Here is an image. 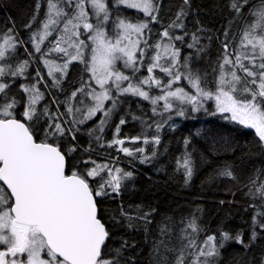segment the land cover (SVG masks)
Listing matches in <instances>:
<instances>
[{"label": "snow or ice", "instance_id": "snow-or-ice-1", "mask_svg": "<svg viewBox=\"0 0 264 264\" xmlns=\"http://www.w3.org/2000/svg\"><path fill=\"white\" fill-rule=\"evenodd\" d=\"M246 3L247 0H232L231 7L240 13ZM120 6L143 13L149 19H135L134 22L117 14L110 35L113 9L108 0H47L45 19L30 35V42L35 52L41 53V61L54 86L62 83L74 61L83 63L89 74L66 101V111L72 116L70 123L82 125L99 113L103 118L98 127L103 131L121 95L149 101L152 112L161 116L173 111L178 116H185L189 107L192 112H207L205 105L213 101L214 111L210 114L254 129L264 143V6L253 10L255 19L243 31L234 55L229 51V43H223L219 71L211 87L206 76L194 71L188 60L181 62L180 49L173 41L183 37L173 36L170 29L183 28L182 22H173L160 33L157 42L149 44L150 24L156 22L159 11L156 0H114V7ZM39 8L38 3L37 14ZM183 15L181 11L177 20ZM35 20L36 16H33L26 27L31 28ZM54 33L55 39L49 41V47L42 52V45ZM224 35L227 41V32ZM191 39L189 48L199 43L195 33ZM0 40V60L9 50L14 52L20 43L12 29L0 36ZM149 49L153 54L147 57L148 75L137 79L135 73L145 67ZM53 54L63 62L47 58ZM118 65L131 70L132 75L125 74ZM29 66V60H24L11 70L10 75L24 76ZM157 70L167 77V82L156 75ZM57 73L60 79H57ZM6 74V68L0 67V78ZM37 76L43 80L39 71ZM182 79L187 82V88L180 85ZM38 83L22 86L28 96L18 119L15 109L19 101L6 92L10 85L0 82V264H120V249L114 250L116 257L108 256L110 232L101 216L98 198L108 196L110 192L119 194L122 182L133 173L90 160L81 161V165L91 163L90 168L70 163L69 155L76 152L77 146L72 144L65 151L60 142L68 136L75 141L78 129L68 127L69 121H61L63 114L51 112L47 105L37 115V105L44 98ZM152 88L158 89L159 94L151 95ZM78 93L81 95L78 103L83 108L74 109L72 101ZM84 98H89L91 104L85 105ZM108 101L111 106L106 108ZM161 102L162 108L158 111L156 106ZM41 119L47 121L43 128L38 127ZM125 123L124 119L119 120L120 125ZM161 127V123L155 124L157 132ZM115 131L118 136L120 128L117 126ZM141 140L143 144H160L158 135L151 141L147 137L130 138L131 143ZM125 143V139L115 138L108 146H118V150L127 156L142 154L141 163L150 161L151 156L143 155L145 148L131 149L125 147ZM179 167L183 168L187 183L193 174L190 154L182 157ZM105 171L107 178L101 176ZM220 174L232 175L227 168ZM98 176L100 181L91 184L90 178L95 180ZM187 228L193 233L199 230L195 219L189 221ZM221 237L219 247L229 240L244 243L241 235L233 237L222 232ZM186 238L188 243L176 256L175 264H185L187 249H197L189 253L193 256L190 264H209L208 258L218 255L216 236H208L202 246L197 245L194 237ZM251 239H256L255 231Z\"/></svg>", "mask_w": 264, "mask_h": 264}, {"label": "trees", "instance_id": "trees-1", "mask_svg": "<svg viewBox=\"0 0 264 264\" xmlns=\"http://www.w3.org/2000/svg\"><path fill=\"white\" fill-rule=\"evenodd\" d=\"M156 2L159 11L156 22L150 24L149 44L157 42L160 33L173 22H182L183 28L170 29L173 36L183 37L173 41L180 49L181 62L188 60L194 71L206 76L210 87L219 71L223 43H229V51L234 55L243 31L255 19L253 10L264 6V0H247L240 13H236L231 7L232 0ZM108 4L113 9L112 24L117 14L134 22L135 19H149L136 10L115 8L114 0H108ZM46 10L47 0H0V36L12 29L20 41L11 61L6 63L8 74L0 78V82L10 85L6 92L19 101L15 109L18 119L27 103L22 84L30 86L36 81L32 78L35 67L30 57L38 60L40 55L35 52L29 38L33 31L40 28ZM181 11L184 15L177 20ZM33 16H36L35 22L31 28L26 27ZM225 32L228 34L227 41ZM193 33L199 37V43L189 48L187 45L192 43ZM55 35L42 45V50L49 47V41L55 39ZM152 54L153 50L149 49L145 67L135 74L137 79L148 75L147 57ZM25 59L29 60L30 66L24 76L10 75L7 69H15ZM156 75L167 82V77L159 70ZM85 77L87 73L83 63L71 65L60 84L62 98L41 83L50 111L59 112V108L62 114H66L68 97L81 86ZM180 85L187 88L183 79ZM150 94H159V90L152 88ZM108 106H111L110 101ZM117 107L119 113L115 123L105 134H98L99 140L88 126L77 128L69 122L68 127L78 129L76 139L73 141L68 136L60 142L65 151L72 144L77 146L76 152L69 155L70 163L90 168L93 166L91 163L81 165V161L90 160L133 173L131 178L122 182L119 194L110 192L108 196L98 198L101 216L105 218L110 232L107 241L109 258L116 257L114 250L120 249V264H175L176 256L188 243L186 237H194L197 245L202 246L208 236L214 235L217 237L218 255L208 258L209 264H264V227H261L264 225V143L255 131L218 114H210L214 111L210 101L205 105L207 112H192L189 107L186 115L180 117L175 111L163 116L154 114L149 101L132 95L119 96ZM156 107L158 111L162 108L160 105ZM37 115H40L39 108ZM120 119L126 123L120 125ZM46 122L41 119L38 127L43 128ZM156 123L162 124L159 132L156 131ZM95 125L96 122H93L91 127ZM117 126L120 128L118 136L115 131ZM114 134L115 138L126 140L125 147L145 148L143 155L151 156L150 161L141 163L142 154L127 156L118 150V146L109 147L115 139ZM156 135L160 137L159 145L143 144L142 140L130 142V138L137 136L151 141ZM153 152L155 156H152ZM186 153L191 155L193 168L192 178L187 183L184 170L179 167ZM225 168L231 171V176L220 174ZM101 176L107 178V172L101 173ZM100 179L99 176L95 180L90 178V183L96 184ZM192 219L197 222V233L187 228ZM253 231L256 233L254 241L251 239ZM222 232H228L233 237L241 235L244 243L229 240L219 247ZM196 250L187 249L185 264H190L193 256L189 253Z\"/></svg>", "mask_w": 264, "mask_h": 264}, {"label": "rangeland", "instance_id": "rangeland-1", "mask_svg": "<svg viewBox=\"0 0 264 264\" xmlns=\"http://www.w3.org/2000/svg\"><path fill=\"white\" fill-rule=\"evenodd\" d=\"M120 7H123V6H120ZM89 12H90V15H91V9H90V7H89ZM93 19H94V18H93ZM109 27H110L109 34L111 35V27H114V24H112V19L109 21ZM50 38H51V37H49L48 40H49ZM47 42H48V41H45L44 44H46ZM0 43H2V40L0 41ZM47 48H48V47H47ZM47 48H46V49H47ZM46 49L42 50V52L45 51ZM13 53H14V52L11 51V50H9V51L6 53L5 58L2 59V60H0V67H5V66H6V63H9V62L11 61L12 57L14 56ZM61 55H62V54H61ZM137 55H138V54H137ZM30 58H31V61L33 62V65H34V67H35V71H34L33 74H32V78H36V81L34 82V84H37V81H39V83H38L39 90L44 94V98H43V100H41L40 103L37 105V108H39V109L41 110L43 106L47 105V106L49 107V109H50V105H49V103L47 102V96H46V93H45L44 90L42 89V87H41V83L44 85V87H45L48 91L51 90V89L55 90V92H56V94L58 95L59 98H62V95H61V92H62V90H61V86L59 85V86L57 87V86H54V85H53V82H52L51 78L47 75V70H46V68L44 67V65H43V63H42V61H41V53H40V55H39V59H38V60H36L34 57H30ZM47 58H49V59H53V60H55L57 63H62V62H63V61L59 58V56H58L57 54H53L52 56L47 57ZM25 60H26V59H25ZM75 63H78V62H77V61L72 62V63L69 65L68 70H69L70 66L73 65V64H75ZM41 67L43 68V70L41 69ZM118 67H121V70L124 71L125 74L132 75L131 70H129V69H123L121 65H118ZM7 70L11 72V70H14V69H13V68H8ZM68 70H67V72H68ZM37 71H39V72H40V75L43 76V80H42V81L40 80V77L37 76ZM135 74H136V73H135ZM88 75H89V74L87 73V77H85L86 80L88 79ZM56 76H57V79H60V74H59V73H57ZM66 76H67V75H66ZM66 76H65V77H66ZM65 77H64V78H65ZM64 78H63V79H64ZM138 78H140V77H138ZM86 80H85V81H86ZM24 85H28V83H27V84H22V86H24ZM28 86H29V85H28ZM30 86H31V85H30ZM21 89H22V92L24 93L25 97L27 98L28 94L25 93V92L23 91V87H21ZM49 94H51V92H49ZM155 95H157V94H155ZM121 96H125V95H121ZM80 99H81V95L78 93V95H77V97H76V100L72 101V106H73L74 109L77 108V107L83 108V105H81V104L78 103V101H79ZM108 102H109V101H108ZM108 102L105 103V107H106V108H107V104H108ZM210 102H212L213 105H214V102H213V101H210ZM84 104H85V105H87V104H91L90 99H89V98H84ZM162 104H163V102H161L160 107H162ZM67 106H68V105H67ZM67 106H66L65 108H67ZM108 107H110V106H108ZM58 111H59V113H61V111L59 110V108H58ZM118 113H119V112H118V107H116V109L113 111V113H112V115H111V118L108 120L107 124L103 127V131H100V130H99V127H98V125H99V120L103 118L102 115L99 114V113H98L97 116L94 117L92 120L86 121V122H85L84 124H82V125H80V124H75V125L73 124V125H74L75 127H77V128H82V127H84V126H88L89 129L92 131L93 136L97 137V136H99L98 134H100V133L105 134L106 131L109 129V127L112 126L113 123H115V119H116V116L118 115ZM165 113H168V112H165ZM165 113H164V114H165ZM74 114H75V112H74ZM77 115H78V114H77ZM177 116H178V115H177ZM61 117H62V120H63V121H69V122H70L71 119H72V116H71L70 114H68L67 111H66V114L64 113ZM179 117H180V116H179ZM93 122H96V125L91 127V124H92ZM92 129H93V130H92ZM252 130H254V129H252ZM254 131H255V130H254ZM95 137H94V138H95ZM114 138H115V134H114Z\"/></svg>", "mask_w": 264, "mask_h": 264}]
</instances>
